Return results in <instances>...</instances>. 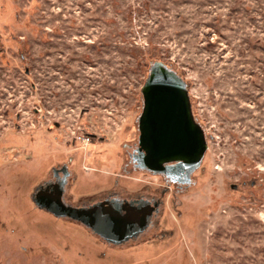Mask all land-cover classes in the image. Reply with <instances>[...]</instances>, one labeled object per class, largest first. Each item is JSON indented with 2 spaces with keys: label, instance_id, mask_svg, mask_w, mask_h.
I'll return each instance as SVG.
<instances>
[{
  "label": "rangeland",
  "instance_id": "obj_1",
  "mask_svg": "<svg viewBox=\"0 0 264 264\" xmlns=\"http://www.w3.org/2000/svg\"><path fill=\"white\" fill-rule=\"evenodd\" d=\"M156 63L205 130L191 185L132 160ZM61 182L73 208L148 201V229L56 217ZM0 264H264V0H0Z\"/></svg>",
  "mask_w": 264,
  "mask_h": 264
},
{
  "label": "water",
  "instance_id": "obj_2",
  "mask_svg": "<svg viewBox=\"0 0 264 264\" xmlns=\"http://www.w3.org/2000/svg\"><path fill=\"white\" fill-rule=\"evenodd\" d=\"M142 95L144 109L139 118V145L132 158L135 167L164 176L174 184L191 185L192 175L201 166L208 145L205 130L193 115L186 82L163 63H156L150 69ZM63 187L57 193L41 192L37 204L56 217L81 221L104 237L101 229L104 225L111 226L108 218L67 207L62 201ZM120 231L115 230L113 234ZM107 242L112 241L107 238Z\"/></svg>",
  "mask_w": 264,
  "mask_h": 264
},
{
  "label": "flooded vegetation",
  "instance_id": "obj_3",
  "mask_svg": "<svg viewBox=\"0 0 264 264\" xmlns=\"http://www.w3.org/2000/svg\"><path fill=\"white\" fill-rule=\"evenodd\" d=\"M134 155H136L135 152L133 156ZM169 165L173 167L176 166V164H169ZM63 173L67 174L66 169L63 170ZM150 174L155 175L153 173ZM165 179L170 183H172L166 177ZM182 180L185 179L183 178ZM179 186L183 187L184 185L179 184ZM61 187H62V182L60 184L58 183L57 191L59 190V188L61 189ZM62 201L67 207H71L66 204L63 197H62ZM76 208L92 211L96 217L102 216L105 219L108 218L109 224L111 226L105 227L104 225L101 230L105 232L104 234L105 236L103 238H105L106 241L107 238H110L112 244L115 243L123 244L132 240H137L148 229L151 222V217L153 216V211L151 209L152 207L150 206V203L142 198L137 200H132L130 202L126 200L121 201L120 199H116V198L105 199L103 201L94 203L92 205H86L85 207H81V208L76 207ZM115 230H121V231L116 232V234H113ZM96 234L100 235L98 233Z\"/></svg>",
  "mask_w": 264,
  "mask_h": 264
}]
</instances>
